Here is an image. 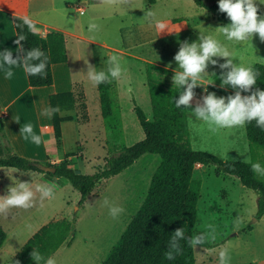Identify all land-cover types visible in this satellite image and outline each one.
I'll use <instances>...</instances> for the list:
<instances>
[{"label": "rangeland", "instance_id": "rangeland-1", "mask_svg": "<svg viewBox=\"0 0 264 264\" xmlns=\"http://www.w3.org/2000/svg\"><path fill=\"white\" fill-rule=\"evenodd\" d=\"M83 1H87L80 2L84 9L88 3L86 14H79L75 0H47L31 5L38 9L44 7L39 12L43 20L59 26H76L95 41L106 42L112 48H124L131 53L123 54L72 36L66 40L72 76L76 81L74 98L77 99L72 108L59 112L65 118L60 124L62 143L60 147L54 144V148L63 158L69 155L71 166L75 169L93 173L104 164V157L110 152L97 86L82 73L87 71L86 60L97 71H107L109 58L113 55L119 58L122 75L113 82L121 106L124 142L131 145L144 137L143 128L133 110L134 103L149 118L152 116L147 62L164 67V72L156 73L172 84L173 71L179 70L173 57L179 50L180 42L198 41L199 35L211 38L224 36L217 27L227 24L217 21L209 12L205 14L193 0H156L152 6H147L146 0H131L130 7H122L119 0ZM257 2L264 7V0ZM13 6L18 8L21 5L15 2ZM148 10L155 14L156 22L164 23L172 33H159L155 24L145 19ZM90 23H96L99 30L89 31ZM194 24L197 26L192 28ZM260 42L259 37L254 38L255 52L247 43L242 46L236 56H243V60L234 63L242 67L251 66L253 60L264 63V43L261 47ZM213 59H217L218 64L225 62L223 58ZM218 68L209 65L206 70L212 73ZM204 80L213 81L212 77H205ZM129 87L132 88L131 93L128 92ZM193 91L192 108L202 103V95L207 94L199 86ZM207 91L214 92L218 97L225 96L211 88ZM192 108L186 111L194 149L210 152L222 159L250 160L244 126L212 131L207 123L191 116ZM160 160L159 154H142L122 172L98 182L83 204H78L80 192L63 177L55 178L36 170L0 167V196L7 195V189L17 181L31 183L33 190L38 185H51L54 191L53 197L43 200L37 193L35 206L28 210L13 209L6 218L0 216V223L7 232L0 250V264H10L23 240L31 237L48 221L62 217L75 219L74 235L70 246L62 245L51 255L56 264H100L139 210ZM216 167L213 163L205 166L197 164L194 172L202 180L195 236H208L205 245L194 248L196 264H219V252L224 248L228 249L230 264H264V214L256 217L258 193L243 185L238 177L218 172ZM105 198L111 205L123 208L117 219H113L109 208L104 206Z\"/></svg>", "mask_w": 264, "mask_h": 264}, {"label": "trees", "instance_id": "trees-1", "mask_svg": "<svg viewBox=\"0 0 264 264\" xmlns=\"http://www.w3.org/2000/svg\"><path fill=\"white\" fill-rule=\"evenodd\" d=\"M156 0H146L151 6ZM195 4L203 7L219 22L229 24L225 13L218 11V0H194ZM264 14V7L259 6V13ZM24 16H14L16 38L20 29L17 23L23 22ZM27 40L21 43L25 51L40 48L49 57L47 77L40 79L28 76L31 86H44L53 83L52 64L67 60L66 34L58 29H50L45 35L39 32L35 35L27 28L23 29ZM251 67L259 72L257 85L264 90V63L254 62ZM164 67L147 62L146 75L152 116L149 118L144 110L134 103L144 137L131 145L124 142L121 106L117 98L115 83L97 86L101 115L106 129V144L109 154L104 157V164L99 165L93 173H77L71 166V158L58 162H45L55 167L54 172L44 171L27 157L17 154L4 130L0 116V137L5 153L0 156V167H14L19 170H36L46 172L50 176L63 177L72 187L80 192L78 204H83L102 179L114 176L130 166L144 153L160 155V163L154 171L146 196L139 210L132 216L125 230L113 245L107 256L100 264H196L194 248L189 247L187 239L195 236V226L198 216V200L201 194L202 180L194 175L196 165L216 164V170L239 178L245 186L255 189L258 193L256 217L264 214V177L258 176L251 170L252 163L264 166V130L256 126L255 121L245 127L248 140L250 160L222 159L207 151L194 149L191 146L188 116L186 109L177 108L174 104L178 99L177 87L168 79H163L157 72H164ZM221 69L212 76L214 84L208 88L227 96L234 94L230 87L221 88L219 76ZM176 71H173L175 73ZM183 90V89H181ZM248 93H242L246 95ZM74 91L50 95L52 108L59 110L74 106ZM60 112V111H59ZM56 113L53 117L54 138L60 147L62 140L61 122L65 119ZM75 219L66 217L53 219L39 228L29 237L17 253L11 258L10 264H35L30 257L33 250L42 254L45 259L50 257L63 244L69 246L74 235ZM184 228L185 239L180 241L182 254L174 260H167L165 253L170 248L169 240L177 228ZM7 232L0 223V248L6 239ZM43 264V262H41Z\"/></svg>", "mask_w": 264, "mask_h": 264}, {"label": "clouds", "instance_id": "clouds-1", "mask_svg": "<svg viewBox=\"0 0 264 264\" xmlns=\"http://www.w3.org/2000/svg\"><path fill=\"white\" fill-rule=\"evenodd\" d=\"M119 3L122 7L131 6V0H119ZM259 4L261 3L259 2ZM259 4L257 0H218V11L225 13L230 23L217 28L230 41L251 42L255 34L264 43V14H258ZM202 9L207 14V10L203 7ZM154 18L155 14L151 10L145 12V19L154 23L159 29V33L164 31L172 33L166 29L164 23L156 22ZM15 26L17 29H20L17 38L13 41L17 46L15 57L13 52L7 48L0 52V58L3 61L0 67L9 66L5 71V78L12 77L11 66H19L30 77L35 76L40 79H46V68L49 57L40 48H32L25 51L21 43L27 40L26 35L23 34L25 27L33 35L39 32V29L35 26V22L24 17L23 22L17 23ZM98 30L99 26L96 23L89 24V31ZM214 57L223 58L225 62L218 64L217 59H213ZM173 59L179 69L172 76V83L177 87L179 93L178 99L174 101L177 108H181V106L184 109L192 108L191 101H193L195 96L193 89L199 86L207 94L202 95V103H197L192 108L190 114L195 119L207 123L212 131L237 126L243 127L253 121H255L257 127L264 130V90L256 87L259 72L254 67L238 66L234 63L231 52L217 40L204 35H199L198 41L192 43H189L187 40L180 42L179 50ZM108 64L107 71H97L96 67L89 64L86 60L87 71L86 73H82L86 74L94 86H99L102 83H111L112 80L121 77L122 70L119 58L115 55L109 58ZM209 65L218 66L222 70L219 76L220 87H230L233 89L234 94L218 97L214 92L207 91V85L214 84V81H205L204 78L216 76L215 72L209 73L206 70ZM128 92H132L131 87H129ZM242 93L248 94L242 95ZM59 111L58 107H49L43 110L42 115L52 118ZM20 131L25 140L31 139L34 144H41V137L34 133L31 124H25ZM251 170L258 176L264 177V166H261L259 163H252ZM7 193L5 196H0V216L5 218L13 209L28 210L34 207L37 193H39L41 200L51 198L54 195L53 186L51 185H38L33 190L31 183L20 181H17L14 186H10L7 189ZM104 206L109 208V214L113 219H117L124 211L119 206L111 205L107 198L104 200ZM212 238H215L214 235ZM184 239V228H177L169 240L170 248L165 253L167 260H174L176 256L182 254L180 241ZM207 241L208 236L205 234L192 236L187 239L189 247L192 248H197L198 245L202 247ZM30 257L35 261V264H41V262L43 264H56V261L52 257L45 259L36 250L30 253ZM230 259L227 248L220 250L219 264H230ZM15 264H19V261H16Z\"/></svg>", "mask_w": 264, "mask_h": 264}, {"label": "crops", "instance_id": "crops-1", "mask_svg": "<svg viewBox=\"0 0 264 264\" xmlns=\"http://www.w3.org/2000/svg\"><path fill=\"white\" fill-rule=\"evenodd\" d=\"M43 1H47V0H0V52H2L4 49L7 48L9 51L13 52L14 57L16 55L17 46L13 43V41L16 39V31L14 27L15 15L24 16L34 21L35 26L39 29V33L41 35H45L46 32L50 29H58L66 34V40L68 36H72L76 39L88 41L94 44L98 43L107 48H112L106 42L95 41L92 38L86 36L85 34H83V29H79L76 26H71V28L68 26H59L58 24L40 18L39 12L44 7L38 9V7L35 8L31 4L35 2H43ZM94 1L101 2V0H90V2H94ZM15 2H17L21 6H19L18 8L14 7L13 3ZM75 2L77 8H83L81 7L80 2H87V1L75 0ZM87 9H88V3L87 5L85 4V9L83 13H80L79 9L78 12L79 14H86ZM97 15L103 16V14H97ZM182 18L179 17L178 19H182ZM196 26L197 24L196 25L194 24L192 28H195ZM224 36H216L213 39L217 40L228 51L229 48L231 49L229 52L233 54L234 61L240 62L241 60H243V56L238 57L236 55H239L240 48L244 46L246 43L247 46H249L250 49L253 52H255L254 38L258 37L257 35L254 34L251 42L236 41L234 43H231ZM251 44L254 49L252 48ZM262 44L263 43L260 42V46ZM112 49L123 54L124 53L129 55L131 54L127 52V50H125L124 48H119V49L112 48ZM253 61L256 62L255 60ZM2 64L3 61L2 58H0V65ZM8 68L9 66L6 65L0 67V116L2 119V124L6 132V135L10 141V144L12 145L14 151L17 154L27 157L29 159L39 160L42 161L43 163L47 161L51 163L60 161L61 159H63V157L54 148L56 142L54 138L53 120L52 118H48L42 115V112L45 108L51 107L50 95L63 93V92L76 91L75 88L76 81H74L72 76L68 50H67L66 61L56 62L52 64L53 83L49 85L31 86L28 82L27 74L24 72L23 68L19 66H11L10 70L13 72V75L11 78L6 79L5 71ZM17 118L19 121L18 123H17ZM25 124H31L33 126L34 133L41 137L42 140L41 144L36 145L31 141V139L25 140L23 138V134L21 133L20 129ZM4 153H5L4 145L0 137V156H3ZM0 177H1V173H0ZM55 178H59V177L55 176ZM26 240H23L21 242L22 243L21 246L25 243ZM21 246L17 248V250H15L13 256L17 253V251L21 248ZM2 248L3 245L1 246L0 250Z\"/></svg>", "mask_w": 264, "mask_h": 264}, {"label": "water", "instance_id": "water-1", "mask_svg": "<svg viewBox=\"0 0 264 264\" xmlns=\"http://www.w3.org/2000/svg\"><path fill=\"white\" fill-rule=\"evenodd\" d=\"M35 165H36L37 167H39L40 169L44 170V171H49V172H54V171H55V167H54V166H52V165H48V164L43 163V162H38V161H36V162H35ZM75 171H76L77 173L80 172L79 169H76Z\"/></svg>", "mask_w": 264, "mask_h": 264}, {"label": "built area", "instance_id": "built-area-1", "mask_svg": "<svg viewBox=\"0 0 264 264\" xmlns=\"http://www.w3.org/2000/svg\"><path fill=\"white\" fill-rule=\"evenodd\" d=\"M80 13L84 12V8H78Z\"/></svg>", "mask_w": 264, "mask_h": 264}]
</instances>
